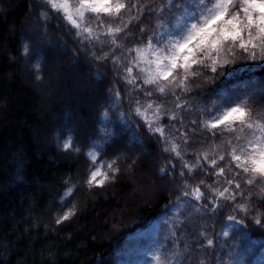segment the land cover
<instances>
[{
    "label": "trees",
    "instance_id": "16d2710c",
    "mask_svg": "<svg viewBox=\"0 0 264 264\" xmlns=\"http://www.w3.org/2000/svg\"><path fill=\"white\" fill-rule=\"evenodd\" d=\"M132 2L144 11L116 36L122 47L111 46L113 37L103 34L106 28L91 24L104 41L101 50L95 41L89 44L76 36L63 14L47 5L45 20L42 0H6L7 5L0 0V264H108L103 259L124 240L149 244L150 227L197 186L204 194L197 211L177 227L182 231L177 243L181 264H224V256L235 249L241 250L244 264H264V227L255 224L257 216L264 223V184L249 186L241 175L235 177L241 188L233 184L230 189L235 202L219 199L215 212L205 203L215 199V190L229 187L226 179L233 172L226 168L225 176L215 173L229 162L227 141L235 144L238 134L210 130L205 122L236 104L249 109L253 120H264V67L238 54L215 74L194 66L198 74L188 80V91L176 88L172 95L166 88L161 94L147 86L153 95L146 97L123 79L124 55L135 53H121L144 42L141 27L149 35L161 31V25L170 27L183 4ZM131 15L138 13L133 9ZM124 19H129L127 13ZM101 51L109 53L108 60L92 54ZM115 56L120 57L118 66L112 64ZM133 75H138L135 69ZM48 88L53 89L50 98ZM149 102L150 119L162 105L153 128L162 127L164 137L135 113ZM173 144L181 158L170 151ZM213 158L215 168L210 166ZM185 162L193 166L191 172ZM96 169L108 176L103 186L88 183ZM237 203L246 205L247 213L235 209ZM68 211L74 214L62 220ZM229 215L243 223L231 240L223 241L220 233Z\"/></svg>",
    "mask_w": 264,
    "mask_h": 264
},
{
    "label": "snow or ice",
    "instance_id": "6c2138e0",
    "mask_svg": "<svg viewBox=\"0 0 264 264\" xmlns=\"http://www.w3.org/2000/svg\"><path fill=\"white\" fill-rule=\"evenodd\" d=\"M175 4H183L184 10L182 15L176 16L171 21L170 27L161 25V31L151 35L141 27L140 33L144 37V42L135 48L124 49L121 53V55L135 53L134 56L124 55L127 63L122 67L123 72L126 73L123 79L138 92L143 90L146 97L152 96L153 92L147 86H154L161 94L165 93L166 88L171 89L172 95H175L176 88L188 91V80L198 74L193 71L194 66L210 68L215 74L218 68L235 62L238 54L246 57L253 64L264 67V0H169L170 6H175ZM45 5L55 12L62 13L72 28L77 30L76 36L83 37L89 44L95 41L101 50L104 47V41L100 39V35L95 33L91 26L92 23H95L97 28H106L103 34L113 37L109 44L120 48L122 46L117 42L116 36L124 32L133 20L138 22L144 11L138 3L132 0L128 3L124 0H75L74 4H70L69 0H42L39 6L45 9L41 13L45 20L49 18ZM133 9L138 13L137 16L131 15ZM125 13L129 15L127 20L124 19ZM104 17L110 21L107 25ZM112 23L116 26L113 27ZM25 52H27V46H25ZM92 54L100 61L109 59L108 52L101 51V55H96L95 52ZM112 64L120 65V57H113ZM134 69L138 75H133ZM137 80H140L142 84L137 85ZM117 95H119V90ZM136 102L139 103V100ZM161 107L162 105H157L153 110L152 116L155 119H150L147 114L149 109H153L152 102H149L143 111L137 107L135 113L144 119L150 131L164 137L162 127L153 128V124L161 118ZM177 107L181 105L178 104ZM170 118L175 119V116ZM205 127L210 130L222 129L238 132L234 138L235 144L231 139L227 141L230 147L227 153L230 158L229 162L219 167L215 173L217 176H225L226 168L233 172L232 178L226 179L229 187H225L223 191L215 190L213 192L215 199L205 200L207 206L215 212L221 207L217 203L219 199L236 201V193L230 190L231 185L235 184L237 190L241 188V185L236 182L235 177L241 175L247 177L245 182L249 186L257 182L264 184V120H253L249 109L236 104L227 106L220 111L219 115L214 114L205 122ZM181 135L187 136L186 133H181ZM70 147L71 140L64 145L66 150ZM170 151L181 158L178 145L173 144ZM204 159L208 160L207 154H204ZM219 160H225V155H219ZM217 163V159L213 158L210 166L215 168ZM233 166L239 171H234ZM183 167L188 168L190 172L193 170V166L186 162ZM108 168L112 169V164H109ZM180 174L183 175V172ZM101 176L103 178L97 181V177ZM107 179L106 173L96 169L91 171L88 183L91 185L96 182L98 186H103ZM261 193H264V188H261ZM240 194L243 195V193ZM189 195L196 201H201L204 196L198 186L191 193L184 192V196ZM235 209L247 213V206L244 204L237 203ZM73 214L72 211L64 213L62 220H68ZM227 220L237 225L243 223L234 215H229ZM60 222L61 220L57 221V223ZM255 224L264 227V223L258 216L255 218ZM222 234L229 235L226 230ZM207 243L211 246L213 241L208 240ZM153 259L156 264H167V261H162L158 255Z\"/></svg>",
    "mask_w": 264,
    "mask_h": 264
},
{
    "label": "rangeland",
    "instance_id": "374dc122",
    "mask_svg": "<svg viewBox=\"0 0 264 264\" xmlns=\"http://www.w3.org/2000/svg\"><path fill=\"white\" fill-rule=\"evenodd\" d=\"M8 7L9 6H7V8ZM183 10L184 5L178 16L183 14ZM42 84L46 87L49 85L48 81H44ZM46 87H44V89ZM34 89L38 93L41 92L37 88ZM46 90H49V93L46 96L47 98H50V95H53V89L50 90L48 88ZM43 113L44 106L43 109H41L40 114ZM197 202L198 201H196L194 197L183 198L177 204L172 205L166 213L150 227L149 235L151 240L149 244L145 245L141 241H133L129 239L124 240L112 254L106 256L103 260L106 262L109 261L110 264H156L153 257L158 255L162 258V261H167V264H181L182 251L177 243L179 242L178 239L181 237L182 231L177 230V227L181 225L184 220L189 218L188 216H190V214L197 211ZM187 227H190V224ZM236 227L237 224L227 221L221 229L220 237L222 240L224 241L227 238L231 240L229 236L233 233V230ZM225 230L228 231V236L222 234ZM175 233L176 237L174 238ZM182 237H186V235L183 233ZM225 244L228 243L225 242ZM227 255L224 256L226 257L224 264H244L240 249H235L232 253H227Z\"/></svg>",
    "mask_w": 264,
    "mask_h": 264
}]
</instances>
